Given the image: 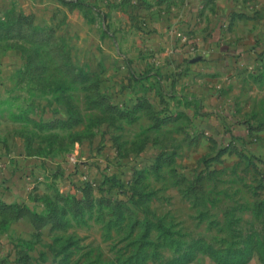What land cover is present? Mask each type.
Returning <instances> with one entry per match:
<instances>
[{
    "label": "rangeland",
    "instance_id": "obj_1",
    "mask_svg": "<svg viewBox=\"0 0 264 264\" xmlns=\"http://www.w3.org/2000/svg\"><path fill=\"white\" fill-rule=\"evenodd\" d=\"M0 264H264V0H0Z\"/></svg>",
    "mask_w": 264,
    "mask_h": 264
},
{
    "label": "crops",
    "instance_id": "obj_2",
    "mask_svg": "<svg viewBox=\"0 0 264 264\" xmlns=\"http://www.w3.org/2000/svg\"><path fill=\"white\" fill-rule=\"evenodd\" d=\"M219 6H221V5H219ZM221 9H223V8H221ZM224 12L225 13H227L228 12V10H224ZM186 38L185 39H187L189 42H188V44L186 45L185 44V40H181L180 39V41L178 40V42H179V44L177 43L176 45H173L172 46V48H171V50H170V52L172 53H177V52H179V47H182V48H184V49H187V47H188V45L190 44V38L189 37H187V35L186 34H183ZM177 38V37H176ZM177 42V41H176ZM179 45V47H178V49H176L177 48V46ZM190 46V45H189ZM174 48V49H173ZM192 49H191V52H193V51H195V47L193 48V44H192V47H191ZM177 51V52H176ZM198 64H200V62H197ZM196 63H194V65H195ZM198 64H196V65H198ZM149 65V64H148ZM191 65H192V62H191ZM201 88L198 86L197 88H196V90L198 91V92H201L202 90H200ZM150 145H152V144H150ZM7 183H9V182H7ZM6 183V184H7ZM10 185H13V184H10ZM2 186V185H1ZM5 198H6V196H5Z\"/></svg>",
    "mask_w": 264,
    "mask_h": 264
},
{
    "label": "built area",
    "instance_id": "obj_3",
    "mask_svg": "<svg viewBox=\"0 0 264 264\" xmlns=\"http://www.w3.org/2000/svg\"><path fill=\"white\" fill-rule=\"evenodd\" d=\"M176 35V37H178L179 39H181V40H183L184 38L181 36V34H179V33H177V34H175ZM70 163H72L74 166H75V160L74 159H71L70 160Z\"/></svg>",
    "mask_w": 264,
    "mask_h": 264
}]
</instances>
